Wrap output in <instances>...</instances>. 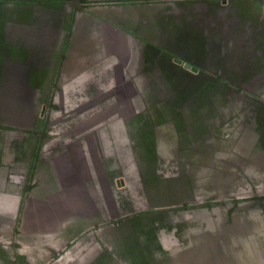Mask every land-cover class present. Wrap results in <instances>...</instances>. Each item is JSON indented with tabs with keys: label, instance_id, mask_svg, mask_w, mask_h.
Instances as JSON below:
<instances>
[{
	"label": "crops",
	"instance_id": "crops-1",
	"mask_svg": "<svg viewBox=\"0 0 264 264\" xmlns=\"http://www.w3.org/2000/svg\"><path fill=\"white\" fill-rule=\"evenodd\" d=\"M240 1L0 0V264H175L155 220L122 212L121 167L100 129L143 123L117 111L189 89L216 58L228 68ZM188 153L177 154L187 168Z\"/></svg>",
	"mask_w": 264,
	"mask_h": 264
},
{
	"label": "rangeland",
	"instance_id": "rangeland-1",
	"mask_svg": "<svg viewBox=\"0 0 264 264\" xmlns=\"http://www.w3.org/2000/svg\"><path fill=\"white\" fill-rule=\"evenodd\" d=\"M238 4L229 34L243 40L229 42L228 68L216 58L189 89L155 91L150 109L117 111L119 119L136 116L143 123L126 131L100 129L104 144L115 146L104 145L105 158L116 156L121 167L122 212L155 220L158 242L172 245L175 264L186 255L188 264H264V6L259 0ZM179 115L187 132L179 125L160 131L161 122ZM149 116L151 125L143 121ZM184 149L189 168L178 161ZM106 190L109 202L112 191Z\"/></svg>",
	"mask_w": 264,
	"mask_h": 264
},
{
	"label": "trees",
	"instance_id": "trees-1",
	"mask_svg": "<svg viewBox=\"0 0 264 264\" xmlns=\"http://www.w3.org/2000/svg\"><path fill=\"white\" fill-rule=\"evenodd\" d=\"M87 129L90 130L91 128H87ZM92 129H94V128H92ZM107 129H110V127H107ZM82 130H83V129H82ZM111 136H112V135H111ZM111 144H112V145H111ZM104 145H105V147H106L105 149H108V148H110V147H111V149H113V150L115 149V146L113 145V143H108V142H106Z\"/></svg>",
	"mask_w": 264,
	"mask_h": 264
}]
</instances>
